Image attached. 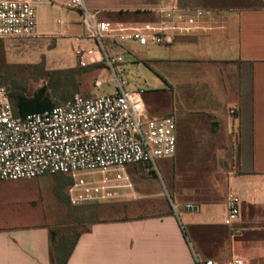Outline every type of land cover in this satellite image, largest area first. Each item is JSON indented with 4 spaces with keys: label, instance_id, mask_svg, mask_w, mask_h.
I'll list each match as a JSON object with an SVG mask.
<instances>
[{
    "label": "crops",
    "instance_id": "0c3cea01",
    "mask_svg": "<svg viewBox=\"0 0 264 264\" xmlns=\"http://www.w3.org/2000/svg\"><path fill=\"white\" fill-rule=\"evenodd\" d=\"M165 2L203 10V29L168 46L129 44L114 51L125 53L127 63L145 62L159 78L155 92L171 90L173 99L164 108L176 118L177 152L162 161L172 159L176 203L165 214L92 223L80 233L67 264H197L196 258L225 263L238 253L247 262H264V0H84L101 21L112 23L155 21ZM46 3L80 13L70 0ZM74 22L82 24L80 17ZM84 45L94 47L89 41ZM70 57V68L82 69L74 52ZM231 110L236 114L228 115ZM175 111L192 118L198 112L223 115L230 126L236 159L216 199L178 198L184 182L181 163L173 158L184 148L185 136ZM230 194L240 198V216L227 225ZM0 264H58L53 230L48 225L0 227Z\"/></svg>",
    "mask_w": 264,
    "mask_h": 264
},
{
    "label": "built area",
    "instance_id": "2783aa9c",
    "mask_svg": "<svg viewBox=\"0 0 264 264\" xmlns=\"http://www.w3.org/2000/svg\"><path fill=\"white\" fill-rule=\"evenodd\" d=\"M50 1L0 0V56L6 42L38 37L37 6ZM70 7L81 13L86 29L75 40L78 66L111 69L115 91L95 97L76 94L54 108L18 116L9 90L0 85V182L64 175L71 181L67 196L73 207L139 199L129 170L160 174V161L177 152V122L172 115L149 114L143 87L127 88L130 80L117 70L127 63L126 54L114 47L171 45L178 36L203 29L205 12L165 2L155 11V21L112 23L101 21L84 0H70ZM87 41L94 47H86ZM94 85L100 88L103 82L96 80ZM240 204L238 196L229 195L227 225L240 216ZM196 262L250 264L242 257L225 263L199 258Z\"/></svg>",
    "mask_w": 264,
    "mask_h": 264
},
{
    "label": "rangeland",
    "instance_id": "374dc122",
    "mask_svg": "<svg viewBox=\"0 0 264 264\" xmlns=\"http://www.w3.org/2000/svg\"><path fill=\"white\" fill-rule=\"evenodd\" d=\"M79 17L82 20L75 10L42 3L36 13L39 37L12 40L2 46L0 85L9 90L14 101L19 96L33 97L45 90L54 105H60L76 94L95 97L115 91L114 74L105 65L87 70L78 68V71H72L69 66L77 46L72 39L86 31L83 24H75ZM61 18L66 20L63 26L57 23ZM61 31L65 36H60ZM122 68L128 73L122 72ZM117 70L124 79L130 80L127 88H144V101L152 115L171 113L169 108H164L173 99L171 90L165 94L154 91L159 78L145 62L126 63ZM96 80H101L103 86L96 88ZM172 113L181 116L180 130L185 136L181 143L184 148L173 158L181 163L179 175L184 182L178 189V198L207 201L220 197L226 187L225 176L236 159L231 151L234 143L230 126L223 115L198 112L192 118L177 111ZM228 115L233 114L228 111ZM194 143L196 149H193ZM171 160L159 163L160 174L137 168L129 170L140 197L136 200L73 207L67 196L71 181L64 175L0 182V227L48 225L57 244L66 242L71 246L92 223L173 211L176 173L171 170ZM192 166L196 169L191 170ZM236 257L244 256L238 253Z\"/></svg>",
    "mask_w": 264,
    "mask_h": 264
},
{
    "label": "trees",
    "instance_id": "16d2710c",
    "mask_svg": "<svg viewBox=\"0 0 264 264\" xmlns=\"http://www.w3.org/2000/svg\"><path fill=\"white\" fill-rule=\"evenodd\" d=\"M2 55L3 53L1 50L0 63H1ZM82 70H87V69H82ZM72 71H78V69H72ZM11 99L14 104L16 114L18 116H25L30 113L44 111L57 106L54 105L52 100L45 94V90H41L38 94H36L33 97L19 96L17 100L14 101V99L11 96ZM67 179L69 178L67 177ZM79 236L80 234L71 243V246H67L66 242H61L57 244L55 240V234L53 232V242L56 245V261L58 262V264H67L68 259L71 255V251L75 247Z\"/></svg>",
    "mask_w": 264,
    "mask_h": 264
}]
</instances>
